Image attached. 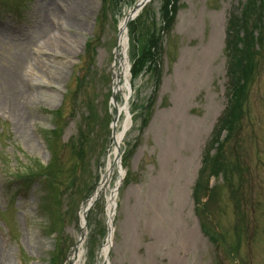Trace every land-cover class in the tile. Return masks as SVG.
I'll return each instance as SVG.
<instances>
[{
  "label": "rangeland",
  "instance_id": "1",
  "mask_svg": "<svg viewBox=\"0 0 264 264\" xmlns=\"http://www.w3.org/2000/svg\"><path fill=\"white\" fill-rule=\"evenodd\" d=\"M134 1H126V5ZM56 2L69 4L70 0H0L1 10H11L0 11V36L4 40L0 44L4 65L0 68V113L10 123L3 126L0 121V161L11 172L38 173L35 176L39 183L40 173L46 174L48 180L54 177V186L42 183L40 192L32 191L28 198L18 195L14 203H9V208L11 204L14 206L5 217L12 226L10 239L20 238L24 242L31 264H48L52 250H55V264H264L263 50V57L258 58L251 76L253 84L248 89L240 129L232 141L233 163L240 165L241 172L231 176L230 171H220L215 178L210 175L202 181L209 185L204 192L195 190L205 148L229 99L224 47L235 0H180L175 25L162 39L163 80L144 128L141 107L153 96L155 78L147 74L133 81L130 113L134 123L121 145L122 167L125 170L129 164L130 173L126 184L122 183L118 190L115 231L108 259L104 249L112 212L109 201L119 178L116 168L89 210L86 241L79 249L75 246L79 242L83 208L101 185L108 159L114 158L113 148L107 152L111 117L107 122L106 100L114 85L111 72L117 64L114 51L119 25L130 9L123 4L111 5L106 31L94 43V60L91 62L86 54V65L76 72V76L82 72L89 75L87 88L96 97L97 110L103 114L97 115L93 123L88 122L82 119L84 109L79 106L76 118L67 121L60 135L59 154L53 158L44 141L53 120L44 112L47 110L35 111L52 104L23 95V80L31 78L30 69L36 68L40 82L49 78L52 86L66 83L67 74L72 73L75 64L71 58L86 42L97 5L92 0L84 12L87 22L82 19L80 23L75 21L77 17L63 19L55 8ZM161 4L162 0H152L147 5L150 14L143 16L145 27L159 25ZM50 5L54 13L48 9ZM52 18L56 20L55 27ZM152 19L156 24L151 23ZM44 23L49 30L44 29ZM99 28H103L100 23L98 33ZM62 32L72 33L69 35L74 41L65 45L62 42L64 46L56 42L65 36ZM38 45L46 51L42 59L47 56L52 63L34 59L32 53ZM25 54H29L28 62L16 64L17 57ZM58 57L64 62L58 61ZM54 62L61 63L64 71H51L49 66ZM116 69L122 70L120 65ZM13 70L20 76L23 88L16 96L21 109L19 119L5 110L9 108L3 99L10 90L6 73L10 75ZM123 103L124 99L119 104ZM124 119L122 114L117 132L121 131ZM79 134L90 138L86 149L78 148ZM133 146L134 153L128 162ZM78 150L84 151L81 157H77ZM43 194H47V208L45 203L41 211H36L35 202ZM3 204L6 205L5 201L0 202L1 209ZM203 222L209 234L204 232ZM237 231L241 242L236 241ZM91 236L94 238L89 243ZM8 241L0 235V264H16L11 251L15 252V244L7 248Z\"/></svg>",
  "mask_w": 264,
  "mask_h": 264
},
{
  "label": "trees",
  "instance_id": "2",
  "mask_svg": "<svg viewBox=\"0 0 264 264\" xmlns=\"http://www.w3.org/2000/svg\"><path fill=\"white\" fill-rule=\"evenodd\" d=\"M247 1V3H246ZM242 8V17L236 18L231 24L229 32H235L237 35L234 40L229 43V49L233 50L236 54L235 63L233 65V73L238 69L240 70V77L245 78L247 75L252 73L251 61L253 60L256 52L252 49L255 45H262V36L257 38L254 37L255 31L263 32L264 29L261 19L258 14L263 10V0L258 5L259 0H246ZM248 1L250 2L248 4ZM260 10V11H259ZM243 20V21H241ZM243 31V36L240 38L239 32ZM232 36V35H231ZM233 44V45H232ZM241 44V47L238 45ZM246 94L244 84L236 83L235 89L233 90V99L231 100L230 107L227 111L226 116L222 120V124L227 125L230 128L235 124L236 120L242 114V98ZM228 115V116H227Z\"/></svg>",
  "mask_w": 264,
  "mask_h": 264
},
{
  "label": "bare ground",
  "instance_id": "3",
  "mask_svg": "<svg viewBox=\"0 0 264 264\" xmlns=\"http://www.w3.org/2000/svg\"><path fill=\"white\" fill-rule=\"evenodd\" d=\"M91 2H92L91 0H84L80 4V6H79V3L76 4V6H75L76 8L74 9L75 17H77L75 19L76 22H80V23L82 22V17H83L82 14L85 11V9L87 8V6H89V4H91ZM48 9L53 13L55 12L54 7L51 5L48 7ZM44 24L45 25H43V27L46 30L48 26L46 25V23H44ZM47 30H49V29H47ZM67 41L73 42L74 41L73 36L65 34V36L59 37V40H56V42H59V44H62V42H63L64 45L67 43ZM0 44H4V40L2 39L1 36H0ZM63 44H62V46H64ZM120 47L122 49V53L120 55L127 54L128 40H127V34H126L124 27L122 28V33H121V37H120ZM28 59H29V57L27 54H25L24 56L19 55L17 57L16 64L28 62ZM121 62L123 64H127L126 59L121 60ZM49 63H52V62H49ZM0 68H4L3 61L1 58H0ZM49 68L51 69V71H54L55 73H58L62 70L64 71L63 65L59 62H54L52 65L49 66ZM123 68H124L123 71L120 74L117 72V74L120 76H124L125 80L128 81V76L126 73L127 69L125 66ZM0 71H2V69H0ZM6 77L10 81V83H9L10 90L3 96V99H4V102H6L8 104V106L12 109L14 117L19 119V117H21L20 116V110L21 109L18 107V105L16 103V96L20 91L23 90V88L20 84V76L17 74V72H15V70H13L12 74H10V75L6 73ZM121 89L125 90L124 85L121 87ZM47 96L52 97V95H47ZM128 125H129L128 123H125L123 130L121 132L117 133V136L115 137V142L118 143L119 145L123 142L124 135L129 129ZM120 173H121V178L124 177V171H121ZM107 179H108V176L105 175L103 178L102 184L100 185V188L103 187V184L106 183ZM113 208H114V200L111 198V201H109L110 211H112ZM81 253L82 252L80 251V255H81Z\"/></svg>",
  "mask_w": 264,
  "mask_h": 264
}]
</instances>
